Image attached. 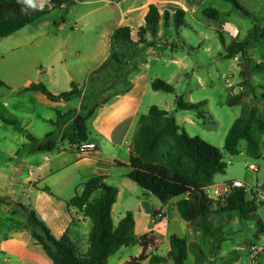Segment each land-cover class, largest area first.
Segmentation results:
<instances>
[{
	"label": "crops",
	"instance_id": "0c3cea01",
	"mask_svg": "<svg viewBox=\"0 0 264 264\" xmlns=\"http://www.w3.org/2000/svg\"><path fill=\"white\" fill-rule=\"evenodd\" d=\"M200 1L202 0H84L74 5L54 8L52 11H64L65 18L61 21L45 20V16L38 22L0 39V80L9 86L0 89V111L18 121V127H14L5 123L0 114V196L9 199L0 202V264H53L30 232L18 228L20 223L26 222L27 215L17 208L16 204L33 208L56 238L68 233L71 239L80 245L90 220L69 205V201L82 191L87 181L96 176L104 177V182L118 190L112 208L113 221L115 214L118 223L127 212H132L136 235H152L159 245V250L163 249L166 255L170 249V236L176 235L187 241L190 252L195 251L193 264H226L224 257L227 251L223 250L221 245L222 241L231 237L227 231L234 229L228 227L227 222L230 225L240 222L236 214L213 213L212 228L206 234L201 227H191L187 222L179 221L181 216L176 205L180 199L187 196L162 204L128 176L137 118L153 106L145 105V100L152 90V80H163L159 76L160 72H157L158 66H162L161 73L165 71L164 75L169 77V82L176 81L177 77L187 79L190 74L205 72L207 68V81L200 74L196 75L197 84L202 90H206L209 89L210 78L214 76L210 65L214 69L219 58L227 59L221 43L224 52H219L217 58L214 46L210 45V40L203 31L198 32L199 36L194 44L183 41L180 37L181 28L189 26L193 29L187 20L186 25L177 31L173 20L165 26L164 19L161 18L157 33L153 35L148 32L144 43L138 42L136 31L145 24L150 5H155L161 15L165 11L174 14L182 10L186 19L188 13L196 12ZM104 7L108 8L107 15L101 18L100 10ZM124 26L133 29V43H113V32L116 28ZM221 27L224 38L225 35L230 37V41L225 38L226 43L238 39L242 33L234 26L228 29L223 25ZM88 28L89 31L99 32L98 38L89 37L88 33H85ZM162 30L167 36L158 41L156 37L162 34ZM200 51L207 55L206 63L199 60L196 53ZM249 52L250 50L247 53ZM113 53H116L120 62L111 60ZM237 56L230 60H236ZM113 62L119 65L120 74L117 76L121 77L122 81L112 83L110 87H101L102 71ZM9 75L15 76L16 84L7 80ZM123 77H127V81ZM39 82L45 83L55 95L69 91L74 83L81 95L65 101H52L39 91L25 90L32 83ZM256 87L263 89V84L258 82ZM99 92H103L102 95L105 93L104 98L99 104H93ZM260 93L264 91L256 94ZM190 95L189 100L182 96L190 101L193 100ZM226 96L227 102L231 92L226 93ZM201 101H206L207 104V100ZM91 105L95 107L87 120L88 140L96 144V149L90 154L81 156L70 147L63 150L55 147L51 151H38L35 144L29 140L28 135L43 140L47 133L53 131L56 128L53 122L57 121L58 113L64 115L74 111L77 118L81 114L85 115ZM164 110L173 115L186 131L185 125L193 126L196 120H201L193 111L179 110L183 112L179 113L178 109L168 107ZM70 123L71 119L67 116L61 119L58 140L69 130ZM202 125L209 127L211 123L202 120ZM89 128L96 139L90 138ZM187 133L189 134L188 131ZM63 142L67 146V139ZM243 154L248 156L245 146L239 155ZM260 159L264 162V153ZM246 163L250 178H225L217 183L214 179L213 184L206 188L209 197L218 200V191L222 184L233 180L242 181L250 189L247 192L248 199L252 196L257 199V194L264 195V169L263 178L260 180L261 166ZM249 165H253L256 171L250 170ZM159 210L165 212V219L155 217ZM256 212L264 225V204L259 206ZM172 216L176 221L179 219L183 236L169 231ZM239 224L238 227L244 229L243 224ZM250 228L253 232L249 250L253 245L262 246L263 252L259 255L257 264H264V232L257 234L255 220ZM216 233L220 238L215 244L209 237ZM139 248L142 251L140 246Z\"/></svg>",
	"mask_w": 264,
	"mask_h": 264
},
{
	"label": "trees",
	"instance_id": "16d2710c",
	"mask_svg": "<svg viewBox=\"0 0 264 264\" xmlns=\"http://www.w3.org/2000/svg\"><path fill=\"white\" fill-rule=\"evenodd\" d=\"M84 0H53L46 4H39L36 0L35 8L23 5L18 0H0V39L8 37L27 25L34 24L49 14L54 8L62 5H74ZM232 5L233 10L250 17L240 0H224ZM42 5V7H41ZM208 19L218 20L220 11L207 8L202 11ZM164 19L167 26L173 20L177 31L186 25L185 12L182 10L171 14L165 11L163 15L155 5H150L145 16V24L136 31L139 43L146 41L148 32L157 33L160 19ZM133 29L124 26L118 27L112 34V42L133 43ZM226 58L245 55L256 43L264 41V28L255 24L243 39H233L230 43L221 31L218 32ZM111 60L120 62L116 53ZM250 64V63H249ZM254 72L264 73V63L250 64ZM244 77L245 74L242 72ZM247 81V80H246ZM9 86L0 80V89ZM154 91L175 93V87L166 81L155 78L151 82ZM25 90L39 91L52 101L69 100L79 97L81 91L74 83L71 89L53 94L43 82L32 83ZM252 96L253 100L246 103L245 99ZM178 110L193 111L198 119L214 123L204 109L206 101H187L182 95L175 99ZM228 106H240L239 116L229 128L224 150L232 157L238 156L242 149L241 142H245V152L253 159L262 156L264 137V93L257 96L255 87H247L239 93L228 97ZM93 110L75 122L74 111L61 115L58 113L56 127L47 133L43 140L30 135L29 140L35 144L38 151H51L56 147L59 138V123L64 116L71 119L69 130L62 134V140L67 139L70 144L88 140L87 120ZM2 120L14 127H18L15 118L7 117L0 111ZM227 164L221 149L206 142L199 136H190L182 128L176 118L159 106H151L146 113L137 118V128L132 138L130 152L129 178L144 191L156 197L162 204L172 199L182 198L177 202V209L181 218L191 227H201L206 234L212 228V214L215 212L234 213L241 220H255L257 234L264 232V225L257 214V208L263 202L247 198L244 188L232 189L220 199H211L206 188L211 186L218 174H224ZM117 188L104 182V177L96 176L87 181L80 193L76 194L69 205L83 213L91 222L88 235V246L85 251L77 242L73 241L68 233L56 238L38 213L22 204L15 206L26 213L27 220L19 224V229L28 230L31 236L41 245L53 264H108L109 258L116 255L121 248L139 245L142 249L139 256L133 257L126 264H185L189 251V244L183 238L171 235L170 249L167 255L147 254L148 249L156 246V239L152 235L138 237L135 233V221L132 212H127L117 224L112 217V208L117 198ZM7 197L0 196V202H6Z\"/></svg>",
	"mask_w": 264,
	"mask_h": 264
},
{
	"label": "rangeland",
	"instance_id": "374dc122",
	"mask_svg": "<svg viewBox=\"0 0 264 264\" xmlns=\"http://www.w3.org/2000/svg\"><path fill=\"white\" fill-rule=\"evenodd\" d=\"M242 6L251 13L250 17L244 16L238 11L233 10L232 5L224 0H202L198 4V9L196 12L190 14L188 13L186 16L187 23L193 27L196 31H194L191 27H183L181 28L180 37L183 41H186L189 44H194V41L199 36V31H203L204 35L208 37L210 40V45H213L215 48V53L218 58L219 52H224L221 47L219 31H222V25L228 29L230 26H234L237 29L241 30V35L238 39H243L248 30L253 28L255 24L264 28V0H240ZM108 7V6H107ZM104 7L100 13L101 18L106 17V12L108 8ZM206 8H215L220 11V17L218 20L208 19L202 15L201 11ZM65 18V13L62 10L55 9L46 15L45 20H59ZM105 19V18H104ZM81 25V24H79ZM78 25V26H79ZM85 33H88L89 37L98 38L99 32L97 31H89L85 29ZM219 30V31H217ZM223 33V31H222ZM228 33V32H227ZM229 34V33H228ZM166 32L162 30V34L156 37V40H163L166 38ZM225 38L230 41V37L225 35ZM219 47V48H218ZM156 48V47H155ZM157 49V48H156ZM249 53L245 55L239 54L236 60L230 59H221L219 58L218 62L216 61L215 68L210 65V71L214 72V76L210 78L209 89L202 90V88L197 84V76L201 75L205 79L208 80L207 68L201 73H195L196 75L190 74V76L186 79H182L177 77L176 81L169 82V77L164 75L162 66H158L157 72L159 76L163 78L164 81L171 83L176 88V93H166L163 91L154 92L151 90L149 95L145 100V105H156L160 108H176V96L183 95L187 100H189L188 96L191 94V98L193 100H207V104L204 107L209 117L214 122V125L211 124L209 127L202 125V120H196V123L193 126L185 125V128L189 132L190 136H199L206 142L216 146L221 149L224 154V160L227 164L226 170L224 174H219L215 177V182H221L225 178H242L247 177L250 178L251 174L246 167V162L248 164L255 163L261 166L260 172V180L263 178V169L264 162L263 160H254L249 158L246 155H238L235 157L230 156L224 150V142L229 128L231 127L233 121L239 116L241 107L240 106H228L226 104V93L229 91L231 95H235L242 91L245 88V83H247L246 77L242 75L241 63L243 61H248L252 65H256L259 63H264V41H260L254 44L250 49ZM156 52V50H155ZM195 53L194 51H190ZM199 56V60L201 62H207V55L202 51L196 53ZM196 55V56H197ZM194 56V57H196ZM118 63H111L103 69V78L101 87H110L112 83L121 82V77L117 76L120 74L118 72ZM213 69V70H212ZM157 76V75H155ZM212 76V75H211ZM124 80L127 81V77H123ZM7 80L12 84H16L15 76L9 75ZM261 82L263 84V89H259L256 87V83ZM250 86L255 87V91L263 92L264 91V73L253 72L252 78L250 79ZM63 87V86H62ZM49 88V87H48ZM50 89V88H49ZM105 92V91H104ZM103 92H99L93 100V104H99L104 95ZM262 93L257 94L258 97L261 96ZM190 100V101H193ZM253 100L252 96L245 99L246 103H249ZM196 102V101H193ZM94 105L90 106L84 114H87L89 110L94 109ZM147 112V111H145ZM179 113V110H177ZM180 114H178L179 116ZM180 124L182 125L183 123ZM184 126V124L182 125ZM90 138L96 139L95 134L92 129L89 128ZM62 140V139H61ZM242 148L245 146V142H241ZM262 153H264V137L262 144ZM178 215V214H177ZM180 217V216H178ZM262 218H264V214H262ZM180 219V220H179ZM178 220L184 223L185 221L182 218ZM117 214L114 215V222L117 223ZM177 220V221H178ZM174 217H171L169 222V231L178 234L179 236H183L181 233L180 222H177ZM186 223V222H185ZM228 227L234 228L233 230H228L227 232L231 234V239H225L222 241V249L227 251V254L224 257V261L226 264H252V258L249 250V242L252 239L253 229L250 228V225L253 223V220H241L239 223L243 224L244 229L239 228V223L229 224ZM184 225V224H183ZM230 225V226H229ZM90 222L88 221V225L85 227L84 235L80 241V248L85 251L88 246V235L90 231ZM219 234H211L210 239L212 243H218ZM243 248V249H242ZM195 252V251H194ZM194 252L189 251V256L185 262V264H193L194 263ZM141 253L138 245L123 247L121 250L114 256L109 258L108 264H126L124 260H130L133 257L139 256ZM148 255L156 254L160 256L166 255L165 251L159 250V245L156 244L155 247H151L148 249ZM191 253V254H190ZM143 264H149V261L144 262ZM172 264V263H167Z\"/></svg>",
	"mask_w": 264,
	"mask_h": 264
},
{
	"label": "built area",
	"instance_id": "2783aa9c",
	"mask_svg": "<svg viewBox=\"0 0 264 264\" xmlns=\"http://www.w3.org/2000/svg\"><path fill=\"white\" fill-rule=\"evenodd\" d=\"M37 2H40L41 4H46L49 3L53 0H36ZM62 136H60V139L58 140L56 147L63 150L66 147H70L73 148L79 155L81 156H86L88 154H90L92 151H94L96 149V144L90 141H82V142H78L75 144H70L68 142L67 146L64 144ZM248 168L252 171H256V168L253 165H249ZM235 188H244L246 192H249L250 189H248L246 187V184L243 183L242 181L239 180H233V181H229L226 183H223L220 190L218 191L219 194V199L221 197V195L226 196L232 189ZM257 200L259 202H263L264 203V195L263 194H257V199H255L253 196L251 197V200ZM155 217L159 218V219H165L166 215L165 212L163 210H159L158 212L155 213ZM250 252L252 255V264H257V260L259 255L263 252V247L260 245H253L250 248Z\"/></svg>",
	"mask_w": 264,
	"mask_h": 264
},
{
	"label": "water",
	"instance_id": "95a60500",
	"mask_svg": "<svg viewBox=\"0 0 264 264\" xmlns=\"http://www.w3.org/2000/svg\"><path fill=\"white\" fill-rule=\"evenodd\" d=\"M241 68H242L243 73L246 76V79H247V87L249 88V86H250V79H251V75H252L253 69L250 67V64H249L248 61H243L241 63ZM80 118H81V116H78L75 119V122H77Z\"/></svg>",
	"mask_w": 264,
	"mask_h": 264
},
{
	"label": "clouds",
	"instance_id": "9594fccd",
	"mask_svg": "<svg viewBox=\"0 0 264 264\" xmlns=\"http://www.w3.org/2000/svg\"><path fill=\"white\" fill-rule=\"evenodd\" d=\"M18 2L22 3L23 5L29 6V7H33V8L36 7L34 0H18ZM41 7H42V5H41Z\"/></svg>",
	"mask_w": 264,
	"mask_h": 264
}]
</instances>
